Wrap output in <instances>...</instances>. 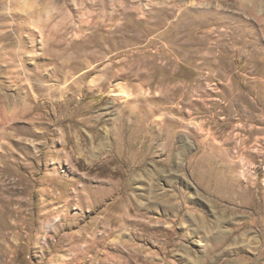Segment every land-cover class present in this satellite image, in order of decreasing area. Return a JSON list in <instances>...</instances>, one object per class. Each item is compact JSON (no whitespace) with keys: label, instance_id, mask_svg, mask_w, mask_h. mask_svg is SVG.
Returning a JSON list of instances; mask_svg holds the SVG:
<instances>
[{"label":"rangeland","instance_id":"obj_1","mask_svg":"<svg viewBox=\"0 0 264 264\" xmlns=\"http://www.w3.org/2000/svg\"><path fill=\"white\" fill-rule=\"evenodd\" d=\"M41 2L0 0V264H264V0Z\"/></svg>","mask_w":264,"mask_h":264},{"label":"bare ground","instance_id":"obj_2","mask_svg":"<svg viewBox=\"0 0 264 264\" xmlns=\"http://www.w3.org/2000/svg\"><path fill=\"white\" fill-rule=\"evenodd\" d=\"M25 2H26V4H31V5H33V4H37V3H39V2H41V1H47V0H24ZM42 3V2H41Z\"/></svg>","mask_w":264,"mask_h":264}]
</instances>
